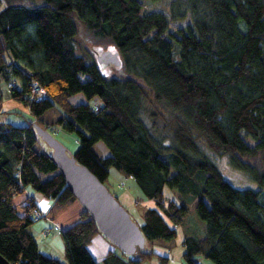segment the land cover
I'll return each instance as SVG.
<instances>
[{
    "label": "trees",
    "instance_id": "16d2710c",
    "mask_svg": "<svg viewBox=\"0 0 264 264\" xmlns=\"http://www.w3.org/2000/svg\"><path fill=\"white\" fill-rule=\"evenodd\" d=\"M169 11H147L142 0H0V87L34 117L27 126L0 121V253L12 264H66L39 250L36 203L27 196L17 206L16 196L32 188L51 198L53 220L77 200L34 123L75 132L79 164L104 183L115 168L155 202L140 223L145 247L120 251L123 264L153 256L170 264L165 253L177 248L188 208L165 187L196 195L207 224L203 238L184 233L182 264L200 256L264 264V0H173ZM79 22L94 44L119 54L124 74L108 76L92 47L77 43ZM34 82L46 99L30 100ZM78 94L87 101L73 104ZM211 154L258 188L235 187ZM98 233L83 208L62 231L70 264H99L88 249Z\"/></svg>",
    "mask_w": 264,
    "mask_h": 264
},
{
    "label": "rangeland",
    "instance_id": "374dc122",
    "mask_svg": "<svg viewBox=\"0 0 264 264\" xmlns=\"http://www.w3.org/2000/svg\"><path fill=\"white\" fill-rule=\"evenodd\" d=\"M142 1L144 2L145 8L147 11H162L170 15L169 10H170L171 2L173 0H159L156 2H153L150 0H142ZM191 22H192V19L190 17H188L185 21H172L171 30H176L180 27H185ZM78 42H85L86 44L89 45V47H92V50L95 52L96 56L102 54L105 50H108V49L111 51L113 50L111 46H100V45L94 44V42L86 36L84 25L82 22H79V35L77 37V43ZM103 67H104L105 73H107L108 76H113V75L116 76L119 74H124V70L122 69L121 66H117V67L112 66V63H110V64H104ZM7 91L8 90L4 86V84L1 85L0 95L2 92H7ZM86 101H87V98L83 94H78L71 98V102L73 104H78V103L86 102ZM90 102L91 104H101L102 103L100 99H94ZM54 113H55V110L51 109L50 111H48V113H46V118L48 120L53 118ZM0 115L5 120L7 121L10 120L17 126H27L34 119V117L30 114V112L27 110L25 106H22L21 110H16V111L14 110V111L7 112V113H0ZM55 127H56L55 132H53L51 129H47V131H49L57 140L62 142L67 147L70 154H74L78 150L79 145H80L78 135L75 132H68L64 130L59 124H56ZM39 147L40 149L44 148V149H47L48 151L53 152V149L44 140L42 141ZM95 149L101 156H104L106 153L107 154L109 153V150L107 149V147L105 146L103 142L97 143L95 145ZM211 155L218 161V165H219L220 170L223 173V176L229 182H231L235 187L237 188H258V184L251 178V176L248 173L240 171L236 169L234 166H232L227 156H218L215 154H211ZM111 171L112 173H110V176L105 184L108 187V189L117 196L118 199L119 197L117 194L123 190H130L133 196H137V194L144 196L143 192L137 186L134 180L132 179L127 180L115 168H112ZM29 189L33 190L32 188H29ZM165 196L166 198L174 199L178 203H183L187 206L188 215L182 226L183 232L185 234L196 235L198 238H203L205 236L207 224L197 214V210H196L197 196L194 194H183L179 190L172 189L169 187H165ZM25 198H26V195L21 194V195L16 196L14 201L17 206H20ZM119 201L130 212L132 219L137 223L140 222L139 216L141 214L143 215L144 212L149 208L147 204H141V203H138V205L135 206V208H131V207H127L129 205H127V203L124 202L125 200L123 201V203L121 199H119ZM83 208L84 207L80 203V201L76 200L72 205H70L65 210L63 214H61V216L59 215L57 217V221L61 225L62 229L66 228L65 226H69V224H74V223H67L68 221L66 220L70 218L74 219V216H76V214H78L80 210H83ZM19 210H21V208H19ZM75 218H76L75 221L71 220L70 222H76L79 220L80 217L77 216ZM40 221H44V220L42 219ZM35 224L36 222H34L32 226H34ZM54 233H57V231H55ZM59 233L61 235L60 236L61 245L60 244L57 245L55 255H61L62 256L61 258L67 262V258L65 257L66 251H64L65 250V239L62 235V232L59 231ZM182 236L184 235L183 234L181 235V232H180L178 240H180V237ZM179 247L180 246H178V248ZM41 250L45 252L44 248ZM199 261L201 264H214L210 259L205 258L204 256H200ZM142 264H160V261L157 256H153L152 258L144 261Z\"/></svg>",
    "mask_w": 264,
    "mask_h": 264
},
{
    "label": "water",
    "instance_id": "95a60500",
    "mask_svg": "<svg viewBox=\"0 0 264 264\" xmlns=\"http://www.w3.org/2000/svg\"><path fill=\"white\" fill-rule=\"evenodd\" d=\"M99 64H115L122 61L117 52L105 50L97 56ZM40 140L53 149L51 158L64 175L67 185L77 200L95 218L100 232L118 249L133 255L146 245V238L140 224L132 219L130 212L88 167L79 164L67 147L47 129L34 123ZM0 264H12L0 253Z\"/></svg>",
    "mask_w": 264,
    "mask_h": 264
},
{
    "label": "crops",
    "instance_id": "0c3cea01",
    "mask_svg": "<svg viewBox=\"0 0 264 264\" xmlns=\"http://www.w3.org/2000/svg\"><path fill=\"white\" fill-rule=\"evenodd\" d=\"M22 106H24V105L21 102L15 101L10 97L8 91L1 93V95H0V113H7V112L14 111V110L15 111L21 110ZM0 121H7V120L2 118V116L0 115ZM7 122H11V121L9 120ZM49 152H51V151H49ZM106 155H108V154L106 153L104 156H106ZM110 173H112V171H110ZM129 179H131V178H128L127 180H129ZM25 195H26V197L27 196L33 197V199L36 203V206H39L46 213V215L44 217L36 220V224L34 226H31V232L33 233V235L37 241L39 250L42 251L41 249L44 248L45 252L42 251V253H45L49 256L56 257L66 264H70V261L67 258L66 252H65V257L67 258V262L61 258L62 257L61 255H55V253H56L57 245H59V244L61 245V237H60L61 235H60L59 231L62 232L63 229H66L67 227L71 226L72 224H69V226H65L66 228L62 229V227L58 223L57 219L53 220L48 216V212L53 205V200L51 198L45 197L41 193L34 191V190H30L29 188L27 189ZM117 195H118L119 199H121L122 203L125 200L124 202L127 203V205H129L127 207L135 208V206H137L138 203L147 204L149 206V208H153L156 206L155 202L153 200L147 199L144 196H141L139 194H137V196H133L132 192H130V190H123L120 193H118ZM25 200H26V198L24 199L23 203L25 202ZM82 211L83 210H80V212H78V214H76V216H74V219H72V218L67 219L66 220V221H68L67 223H75V222H70V221L71 220L75 221V219H76L75 217H77V216L80 217V214ZM64 212H62L61 214H63ZM61 214H60V216H61ZM139 217H140V222H138V223L140 224L142 222L143 215L141 214ZM42 219L44 221H40ZM55 224H57L60 229H55ZM66 225H68V224H66ZM55 231H57V233H54ZM180 232H181V235L182 234L184 235V232H182V230H180ZM183 239H184V236L180 237V240L177 241L178 246H180L179 248L177 246V248H176L177 250L174 249L173 251H171V254H170V251L165 253L167 256L171 257L170 264H173V263L174 264H182V261H183L182 256L184 253V248L182 247L181 243H182ZM88 249L99 264H104L106 262L107 256L111 252H113V254H114V257L109 258L110 259L109 261L111 264H123V262L125 261V259L122 257V253L120 252L121 250L118 249L117 247H115L102 233H98L93 238L92 242L88 245ZM64 251H66V242H65V250Z\"/></svg>",
    "mask_w": 264,
    "mask_h": 264
},
{
    "label": "built area",
    "instance_id": "2783aa9c",
    "mask_svg": "<svg viewBox=\"0 0 264 264\" xmlns=\"http://www.w3.org/2000/svg\"><path fill=\"white\" fill-rule=\"evenodd\" d=\"M11 85H14V83H11ZM47 98V93L46 90L38 83L34 82L33 83V89L32 93L30 95V100L31 101H41ZM53 130V128H50ZM33 214L39 219L42 218L46 215V213L41 209L39 206H36V208L33 211ZM55 229H60L57 224H55Z\"/></svg>",
    "mask_w": 264,
    "mask_h": 264
}]
</instances>
